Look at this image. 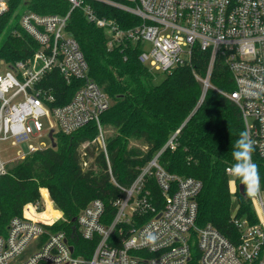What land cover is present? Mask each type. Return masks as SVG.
<instances>
[{
    "label": "built area",
    "instance_id": "1",
    "mask_svg": "<svg viewBox=\"0 0 264 264\" xmlns=\"http://www.w3.org/2000/svg\"><path fill=\"white\" fill-rule=\"evenodd\" d=\"M97 1L123 10L139 22L123 27L117 18L99 15L91 0H69L71 8L66 14L25 8L21 26L40 47L0 72V140L27 142V150L8 160L0 158V176L14 160L53 146L51 129L56 140L57 132L70 134L94 122L97 135L82 141L78 149L85 170L92 168L98 151L104 152L111 178L121 192L113 201L115 213L107 211L103 199L94 198L70 225L49 189L42 187L41 196L27 202L22 213L11 218L7 232L0 234V264H264L261 185L257 195L250 197L254 222L239 217L238 206L233 207L232 220L240 231L239 240L233 241L211 222L198 223L202 180L168 171L159 162V154L141 167L129 186L116 180L101 122L111 99L90 75L80 43L67 28L72 10L79 7L106 30L109 48L135 44L139 59L161 73L191 65L195 50L207 51L206 76L197 75L205 89L212 85L216 58L222 57L235 83L233 91L222 92L241 109L253 153L264 159V0ZM9 7L10 0H0V16ZM55 68L67 82L81 81L64 104L56 103L54 88L47 85V75ZM41 136L49 142H39ZM93 146L97 149L94 155ZM226 171L233 175L232 166ZM152 178L161 196H153ZM239 184L232 179L235 202ZM149 233L157 237L154 244L145 243Z\"/></svg>",
    "mask_w": 264,
    "mask_h": 264
},
{
    "label": "trees",
    "instance_id": "2",
    "mask_svg": "<svg viewBox=\"0 0 264 264\" xmlns=\"http://www.w3.org/2000/svg\"><path fill=\"white\" fill-rule=\"evenodd\" d=\"M91 2L99 15L115 17L123 27L139 22L117 7L97 0ZM19 7L38 13L66 14L71 3L69 0H10L9 10L0 16V38L10 29L0 47V58L9 64L29 58L40 47L21 24L10 27ZM67 28L80 43L90 75L111 99L101 122L105 128L115 130L108 135L107 148L116 180L129 186L141 167L159 154V162L168 171L202 180L197 197L198 223L211 222L225 236L239 240V228L232 220L233 207L238 206L239 217H247L252 222L256 220V213L247 193L238 191L234 201L233 178L226 171L235 163L234 144L239 133L245 130V124L237 103L222 92L235 89L224 59L216 58L210 76L212 85L205 89L198 76H206L210 57L207 51L195 50L191 65H180L161 74L139 59L137 45L109 48L106 30L89 20L79 7L72 10ZM47 77L57 104L71 100L81 85L79 79L67 82L56 68ZM97 133L94 122L70 134L57 132L56 146L35 150L8 164L7 173L0 176V234L7 232L11 218L21 214L27 202L41 196L42 187L49 189L70 225L94 198L103 199L107 211L115 213L113 201L121 192L111 178L104 152L98 151L92 163L94 167L85 170L78 149L82 141L93 139ZM173 135V143H168ZM96 152L93 146L91 153ZM252 159L259 168V182L264 189V159L256 152ZM235 178L243 183L239 177ZM151 180L153 196H161L160 188Z\"/></svg>",
    "mask_w": 264,
    "mask_h": 264
},
{
    "label": "clouds",
    "instance_id": "3",
    "mask_svg": "<svg viewBox=\"0 0 264 264\" xmlns=\"http://www.w3.org/2000/svg\"><path fill=\"white\" fill-rule=\"evenodd\" d=\"M253 151V141L249 133L246 130L241 131L232 152L235 161L232 173L242 180L246 185L247 195L252 198L260 191L259 168L251 159ZM156 239L154 234L149 233L145 238V243L154 244Z\"/></svg>",
    "mask_w": 264,
    "mask_h": 264
},
{
    "label": "rangeland",
    "instance_id": "4",
    "mask_svg": "<svg viewBox=\"0 0 264 264\" xmlns=\"http://www.w3.org/2000/svg\"><path fill=\"white\" fill-rule=\"evenodd\" d=\"M24 11H25L24 7H19L16 10V12L14 13V15L12 17L10 27L16 26L17 24H21ZM9 31H10V29H7L6 32L1 36L0 47L3 44V41L6 39L7 33H9ZM148 45L151 46V44H148ZM8 69H9V63L6 62L4 59L0 58V72H4ZM161 74H164V73H161ZM43 122L45 123V120H43ZM106 133H107V135H111L112 133H115V130L111 127H107ZM39 138H40V139H38L39 142H40V140L49 142V139L46 136H41ZM33 141L35 142V140H33ZM135 143L138 144L139 142H135ZM26 150H27V142L13 143L11 140H0V158L3 160H8V159L16 156L19 152H22V151L26 152ZM18 160L19 159H16L14 161H18ZM231 176H232V178H235V176H233V175H231Z\"/></svg>",
    "mask_w": 264,
    "mask_h": 264
},
{
    "label": "water",
    "instance_id": "5",
    "mask_svg": "<svg viewBox=\"0 0 264 264\" xmlns=\"http://www.w3.org/2000/svg\"><path fill=\"white\" fill-rule=\"evenodd\" d=\"M53 132H54V129H51L49 136H50V138L52 139V145H53V146H56L57 142H56V140L54 139ZM239 187H240V192H241L242 194H245V192H246V185H245L244 183H240V184H239ZM73 220H75V218H74Z\"/></svg>",
    "mask_w": 264,
    "mask_h": 264
}]
</instances>
